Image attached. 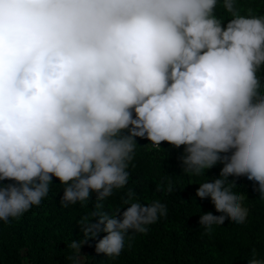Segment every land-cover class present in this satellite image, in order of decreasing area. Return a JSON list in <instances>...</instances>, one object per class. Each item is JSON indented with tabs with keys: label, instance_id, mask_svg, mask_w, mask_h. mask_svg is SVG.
<instances>
[{
	"label": "clouds",
	"instance_id": "obj_1",
	"mask_svg": "<svg viewBox=\"0 0 264 264\" xmlns=\"http://www.w3.org/2000/svg\"><path fill=\"white\" fill-rule=\"evenodd\" d=\"M220 2L0 0V221L40 206L53 177L63 207L107 199L127 185L139 137L184 146L185 175L222 164L196 190L221 215L199 225L244 223L245 193L228 178L254 181L264 199V15L222 0L225 23ZM95 207L96 223L70 244L79 255L103 231L95 251L118 257L167 215L159 201L112 215Z\"/></svg>",
	"mask_w": 264,
	"mask_h": 264
},
{
	"label": "trees",
	"instance_id": "obj_2",
	"mask_svg": "<svg viewBox=\"0 0 264 264\" xmlns=\"http://www.w3.org/2000/svg\"><path fill=\"white\" fill-rule=\"evenodd\" d=\"M237 4L243 15H264V0H237ZM216 14L225 23L231 19L222 0ZM260 75L264 78V70ZM135 139L138 147L127 169L128 183L122 189H114L107 199L96 201L93 193L89 201L63 207V186L53 177L49 195L40 206H34L18 219L0 221V264H22L24 256L30 264H81L80 255L70 244L72 240L84 239L85 223H96L98 218L93 212L97 211V203L103 205L100 211L112 215L131 203L147 206L154 201L166 205L167 215L149 225L147 233L131 234L120 255L111 258L95 251L98 240L107 235L101 231L82 245V264H248L253 252L257 258H264V199L254 181L243 176L228 178L237 184L234 192L245 193L247 219L239 224L226 220L208 233L199 225L200 215L221 213L216 212L210 198L196 197V190L207 177H219L223 165L207 170L205 175H185L181 161L184 146L176 149L161 142L160 148H154L147 139ZM129 192L132 199L125 205Z\"/></svg>",
	"mask_w": 264,
	"mask_h": 264
},
{
	"label": "rangeland",
	"instance_id": "obj_3",
	"mask_svg": "<svg viewBox=\"0 0 264 264\" xmlns=\"http://www.w3.org/2000/svg\"><path fill=\"white\" fill-rule=\"evenodd\" d=\"M218 164L216 166H214L212 169H209V170H213V169L215 170V169H217ZM79 257H80V262L82 264L84 262V256H83V248H82V246L80 248V256ZM22 264H30V261H29L28 257L24 256L23 261H22Z\"/></svg>",
	"mask_w": 264,
	"mask_h": 264
}]
</instances>
